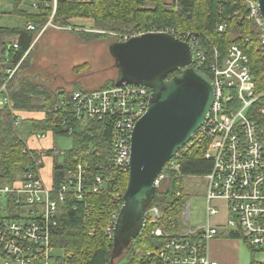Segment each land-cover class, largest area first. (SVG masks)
<instances>
[{
	"label": "built area",
	"instance_id": "built-area-1",
	"mask_svg": "<svg viewBox=\"0 0 264 264\" xmlns=\"http://www.w3.org/2000/svg\"><path fill=\"white\" fill-rule=\"evenodd\" d=\"M27 1L36 14L50 11L48 21L38 34L57 26L52 23V18L58 0ZM244 8L243 18L254 24L258 51L264 54V21L257 0H244ZM237 13L234 12V15ZM26 27L35 30L33 22H28ZM225 29L226 23L217 25L218 32ZM146 32H165L187 42L192 51L190 66L203 72L205 68L215 90L203 123L189 142L168 161L169 169L173 170L177 168L175 160L179 156L190 154L199 147L205 149L204 158L212 162L210 171L205 175L206 221L202 225L175 232H165L155 227L152 233L163 241L157 251L147 252V256L156 258L160 264H217L209 256L208 242L219 234L221 228L236 233L252 249H264V91L255 90L245 50L250 36L246 35L243 43H230L222 53L214 46L207 48L200 42L199 34L157 26L141 33L124 35L120 41ZM17 66L7 69V73L12 74ZM6 81L1 85L0 93H5L2 95L3 106L10 109ZM150 94L151 89L146 86H115L111 83L104 88L70 90L60 97L54 118L63 116L61 130L67 136H72L77 128L85 129L100 122L110 125V132L108 147L97 153L100 155L97 163L93 164L90 158L96 154L95 149L89 150L85 158L74 156L73 167L66 170L56 187L45 183L42 169L45 159L52 155L55 157L57 150L30 149L26 138H22V151L29 162L17 183L0 187V193L10 199L8 205L0 207V210L8 213L4 217L0 215V264L63 263L66 255L51 245V235L58 227V204L69 194L82 199L87 191L96 193L112 188L111 200L116 210L110 215L106 233L113 237L123 204V193L115 184L114 175L129 171L132 131L135 122L147 110ZM10 110L15 116L14 124L18 126L21 120L14 110ZM34 137L41 140L46 133L35 132ZM93 166L101 169V172H93ZM163 170L154 181L156 188L168 176ZM179 195L180 191H175V196ZM218 203H222L223 209ZM160 216L158 206L148 207L143 226L147 220L155 224ZM181 216L185 222L189 219V204ZM212 217H215L213 221ZM92 233L89 231V234Z\"/></svg>",
	"mask_w": 264,
	"mask_h": 264
},
{
	"label": "trees",
	"instance_id": "trees-1",
	"mask_svg": "<svg viewBox=\"0 0 264 264\" xmlns=\"http://www.w3.org/2000/svg\"><path fill=\"white\" fill-rule=\"evenodd\" d=\"M234 12H238L237 15H234ZM244 15V0H58L52 23L65 26L72 18H89L93 20L95 28L127 35L147 31L152 26L173 28L199 34L200 42L207 48L216 47L221 53L230 43H243V38L249 35L250 41L245 43V50L249 57L255 90L263 92L264 54L258 51L254 24L246 21ZM26 17L35 24V30L28 29L26 25L19 29L0 28V87L9 77L7 69L11 70L18 64L6 81L10 109L41 111L44 118L23 119L16 126L14 113L9 107L0 108V187L13 185L29 162L27 155L22 151V138L25 135L35 132L50 133L53 137L66 135L61 130L63 116L54 118V110L60 98L58 92L52 94L44 86L18 74L24 69L22 64L40 29L48 21L50 11L44 10L37 15ZM222 22L226 23V29L218 32L217 25ZM80 35L97 37L102 34L86 32ZM12 36H16L15 42L10 40ZM203 70L209 73L205 68ZM177 73L178 70L168 74L167 78ZM111 83H114V80L109 84ZM109 132L110 125L102 122L85 129L77 128L71 136V149L62 153L60 160L52 155L51 186L56 187L66 170L73 167L74 156L85 158L89 150L95 149L96 154L90 158L93 164L97 163L96 160L100 156L97 153L108 147ZM204 150L199 147L193 149L190 154L179 156L175 160L177 168L173 170L169 169V162L165 164L163 171L168 176L156 188L155 195L146 205V209L152 205L158 206L161 216L155 224L147 220L121 254L115 257L113 238L106 233L110 215L116 210L111 200L112 188L96 193L87 191L82 199H76L72 194L67 195L64 201L58 204V227L51 235V245L66 255L62 264H160L156 258L147 256V252L157 251L163 241L152 231L155 227H160L165 232L178 231L179 217L185 203L183 177L205 176L212 166V162L204 158ZM92 170L101 172L96 166H93ZM114 178L115 184L119 186L121 193H124L128 173H115ZM177 190L180 191L179 196H175ZM89 231L93 233L89 234ZM261 251L264 252V249ZM252 264H264V261H252Z\"/></svg>",
	"mask_w": 264,
	"mask_h": 264
},
{
	"label": "water",
	"instance_id": "water-1",
	"mask_svg": "<svg viewBox=\"0 0 264 264\" xmlns=\"http://www.w3.org/2000/svg\"><path fill=\"white\" fill-rule=\"evenodd\" d=\"M257 3L264 21V0ZM108 50L118 71L115 86L151 89L147 110L132 131L128 180L112 237L115 257L143 227L155 179L203 123L215 90L208 74L190 66L191 46L171 34L142 33L112 42Z\"/></svg>",
	"mask_w": 264,
	"mask_h": 264
},
{
	"label": "rangeland",
	"instance_id": "rangeland-1",
	"mask_svg": "<svg viewBox=\"0 0 264 264\" xmlns=\"http://www.w3.org/2000/svg\"><path fill=\"white\" fill-rule=\"evenodd\" d=\"M86 32H97L102 35L97 37L80 35ZM124 35L127 34L95 28L94 22L85 25L68 22L65 26L49 27L37 35L36 41L22 64L25 67L18 74H22L33 83L44 86L52 94L58 90L67 92L103 87L115 80L118 72L108 47L112 42L120 41ZM12 74L9 73L8 79ZM1 95L0 102L3 99ZM64 95L61 94L60 97ZM20 133L22 134L21 129ZM29 136L35 139L34 133L25 135L27 138ZM31 142L34 141L29 139L28 143ZM52 142L54 148L57 149L55 154L57 160H60L61 153L71 149L73 144L71 136L67 135H55ZM182 189L184 208L189 204V219L185 222L180 214L178 231L196 227L206 221L207 179L205 176L183 177ZM8 200L7 195L0 193L1 208L8 205ZM218 206L223 209L222 203H218ZM0 215L4 217L8 213L0 210ZM211 219L213 221L215 217Z\"/></svg>",
	"mask_w": 264,
	"mask_h": 264
},
{
	"label": "crops",
	"instance_id": "crops-1",
	"mask_svg": "<svg viewBox=\"0 0 264 264\" xmlns=\"http://www.w3.org/2000/svg\"><path fill=\"white\" fill-rule=\"evenodd\" d=\"M28 15L37 14L29 8V2L27 0H0V28L19 29L28 22H32L26 17ZM68 22L84 25L93 23L92 19L89 18H72ZM10 40L15 42L16 36L10 37ZM57 92L59 96L66 93L64 90H58ZM1 107H3V105L0 104V108ZM15 114L20 120L44 118V114L41 111L18 110L15 111ZM24 138H26L30 149L50 150L54 148L52 142L53 136L50 133H47L46 137L41 140H36L31 136L28 138L24 136ZM29 139L34 142L29 144ZM52 161L53 157L46 158L42 169L43 179L48 185H51L52 180ZM45 175H47L46 178L44 177ZM208 252L210 258L215 260L217 264H252V261L256 263H262L264 261V252L261 251V249L252 251V248H250L244 240L238 237L237 234L224 228H221L219 234L208 242Z\"/></svg>",
	"mask_w": 264,
	"mask_h": 264
}]
</instances>
